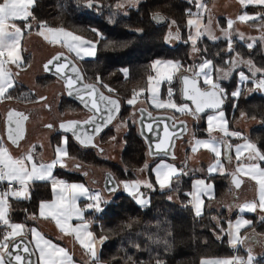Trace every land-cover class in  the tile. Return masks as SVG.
<instances>
[{
    "label": "trees",
    "instance_id": "trees-1",
    "mask_svg": "<svg viewBox=\"0 0 264 264\" xmlns=\"http://www.w3.org/2000/svg\"><path fill=\"white\" fill-rule=\"evenodd\" d=\"M120 1L94 0L93 6L88 7L87 0H36L32 8L38 21L47 22L51 27L62 26L85 38L98 41L95 55L82 59L79 64L86 79L99 77L115 90L114 96L120 99L116 118L118 122H123L124 128L121 133L122 146L118 161L102 159L97 155L95 148L81 147L69 135H65L67 138L65 147L69 156L82 164L110 170L118 182L136 181L140 169H144L142 171L144 180H151L155 185V190L141 188L149 201L146 206L136 203L127 192L119 188L108 194L110 195L108 198L102 197L101 211L94 209L85 211L87 220L92 224L93 234L96 237H107L102 244L99 243L97 251L99 261L104 264H130L131 258L135 264H154L155 259L159 257L164 264H199L202 258L232 255L233 247L229 245L227 235L221 231V228L226 229V210L224 208L219 211L203 210V214L197 217L186 202L187 197L183 192L189 189L192 173L197 171L196 168L182 167L181 162L167 159L186 175H180L174 180L173 187L178 191L160 190L155 184L152 167L161 158L149 159L147 156L144 142L138 135L135 122L130 115L131 105L126 101L133 96V90L146 89L147 77L153 72L152 61L155 59L179 61L183 67L190 68V64L195 61L207 58L213 60L216 66L226 67L224 62L240 53L244 59H251L258 67L264 68V49L258 41L249 49L243 41L236 38L211 40L201 36L196 45L200 51L193 52L192 44L188 40L187 42L177 40L172 44L166 41V35L171 27L175 32L179 31L181 38L186 37L189 32L187 19L193 8L192 0H138L133 5L119 9ZM242 10L257 15L264 12V6L247 4L241 7L240 11ZM157 13L163 19H154L153 16ZM222 19L224 21L225 18ZM172 21H175V24H172ZM258 21L262 20L249 22ZM34 28L35 21L32 29ZM92 28L97 29L101 35L89 31ZM229 41L234 49L232 53L227 52ZM190 53H196V57L190 58ZM124 69H127V75ZM237 72L228 79L219 81L229 94L237 87ZM214 75L215 72L213 77ZM53 80L54 77L48 73L35 79L40 86H46ZM200 85L204 86L202 83ZM251 85L250 82L241 84L240 95L227 96L222 109L228 128H232L241 114L245 120L253 121L245 130V136L264 151V93L251 89ZM169 86L173 89L175 102H185L180 95L179 81L175 77L171 85L167 82L161 83L160 98H166ZM249 89L251 90L248 91ZM12 90H16L17 96L21 97L28 93L27 88L19 84H15L8 92L12 93ZM140 96H143L146 102L147 91ZM57 108L59 112L65 109L74 111L82 109L65 95L60 98ZM158 111L169 112L176 118L180 116L177 111L171 109L164 108ZM206 112L199 114L201 122L198 127L202 130L194 131L198 133L192 136L206 135L202 120ZM111 123L98 133L99 142H105L114 136ZM62 135L64 134L51 135V144H59ZM34 148V153L40 151L37 145ZM182 152L187 154L188 146H185ZM261 165L264 166V162ZM53 175L68 181L85 182L81 173L59 166L54 168ZM228 176V173H211L206 176L215 186L213 198L218 199L226 190L225 180ZM169 196L172 199H169ZM50 197V183L35 182L30 188V199L9 198L10 220L23 223L29 228L37 217L39 203ZM32 214H35V218ZM252 216V231L256 236H264V222L256 214ZM164 241H167V245L163 243ZM262 256L264 257V254ZM259 261L264 264L263 259ZM88 264H92V259Z\"/></svg>",
    "mask_w": 264,
    "mask_h": 264
},
{
    "label": "snow or ice",
    "instance_id": "snow-or-ice-1",
    "mask_svg": "<svg viewBox=\"0 0 264 264\" xmlns=\"http://www.w3.org/2000/svg\"><path fill=\"white\" fill-rule=\"evenodd\" d=\"M239 2L247 6V4H254L258 6H264V0H239ZM36 0H0V99L7 98L11 99V96H5L8 89L14 86L13 73L6 66L8 64L15 65L16 67H21L23 64V58L20 55V41L23 34L26 31H30L33 28V21H35V27L37 28V34L44 37L45 40H49V36L45 34H52L53 39L50 40L51 43H59L66 47L69 52H75L77 57H81V52L87 56L95 55V48L98 41H93L86 39L85 37L75 34L72 31L66 30L63 27L53 28L47 25V22L38 21L34 16L32 8L35 6ZM94 0H87V6L92 7ZM197 7H205L202 3H197ZM192 16V13L189 12ZM154 19H163L159 14H154ZM242 22L247 20H264V12L257 14L256 16H249L247 14H242L238 17ZM17 21H22L23 24L20 25ZM175 24V21H172ZM189 27L195 26V35H189L188 40L191 41L193 52H198L200 49L197 48L198 39L205 34L207 29L201 31L200 20L199 19H189L187 21ZM233 21L228 22L229 28L232 27ZM89 31L100 36L101 34L97 29H89ZM142 31V30H138ZM225 36L228 37L229 33L225 31ZM101 38H103L101 36ZM215 39V37H212ZM167 40H179L180 35L177 30L175 33L169 31L166 36ZM252 39V38H250ZM264 39V37H262ZM187 42V41H185ZM255 40L252 43H248L247 47L252 49L254 47ZM234 49L232 48L231 42L229 41L227 52L232 53ZM63 54H58L49 60L44 68L46 71L50 70L49 65L55 67L57 74L61 79L64 80L67 89L69 90V95H72L73 90L77 93L81 103L84 104L86 108L92 111V116L83 121V125H93L94 131L99 133L102 131L103 127L107 126L114 117L115 114L119 112L120 102L117 99L107 96L100 92L95 84L91 83H81L83 81V76L80 73L79 68L71 60H62ZM219 55V53H217ZM57 61L59 63H54ZM164 63L168 65L173 73L169 74L163 79H156L152 75L147 77V87L140 89L139 91L133 90V98L128 99L126 102L128 105H133L136 103V99L143 92L148 91L151 93L152 105L156 108H171L176 109L186 115H191L194 118L199 119L200 113H204L206 109H210L214 114L207 115V131L209 133V138L205 140H196L197 145H201L211 152L214 153L216 158L215 163L208 168V172L219 171L221 174L225 173V169L221 163V151L220 144L222 141H218L215 136L212 135L214 131H221L225 136H232L240 139H244L243 145L236 146L235 159L237 165L235 171L231 173L233 176L232 183L235 188L239 189L241 187L242 180L239 175H247L251 180L255 181L258 186V198L253 201L245 202L241 205H237L236 208L239 213H258L260 219L264 222V167L261 166L264 162V151H262L255 143L247 140L241 136L238 132H229L226 126V121H224V112L222 110V105L227 96L238 97L240 95V88L238 87L232 93H227L226 90L221 86L219 81L221 79H228L237 72L239 77V82L241 84L251 82L256 85V89H264V68L258 67L251 59L245 60L240 53H236L235 57L226 60L224 64L226 67H219L214 65L213 60L202 58L201 63L195 65L194 67L184 69V72H191L192 75L181 74L179 80L181 81V96L184 99L192 101L195 108L192 109L187 104L177 105L172 100L173 89L168 87L167 95L168 100H161L159 96V86L161 83L167 82L171 85L173 80V75L179 72L183 65L179 61H160L156 60L152 64V68L155 69L158 64ZM71 65V67H69ZM247 68V73L242 70ZM67 69V71H65ZM125 75H127V69L123 70ZM218 73L216 79H213V74ZM71 73V75L69 74ZM97 83H100V78L97 77ZM155 80V84L153 81ZM202 80L203 85L207 87H202L200 81ZM79 85V86H78ZM107 88L109 92H114L115 90L108 87V85H103ZM43 99V98H42ZM103 106V107H101ZM141 135L145 131L148 133H154L152 123H147L145 125L143 116L146 113L148 117H151V112H147L146 109H141ZM107 112V118L104 119L103 124H98L96 121L98 119H103V113ZM97 114H101L98 116ZM13 115L17 116L19 119L16 121L17 130H20V121L26 119L20 113H14L10 111L8 113L9 123L12 121ZM222 121L223 123L217 127L213 122ZM123 123V122H122ZM47 127H52L47 125ZM61 128L65 132L71 131L72 135L77 139V141L85 146L92 144V136L88 135L86 132L81 135L82 125L80 122H68L67 124H61ZM165 136L156 144V150L158 152H168V144L172 139L169 135V128L165 125L163 129ZM8 138L12 140L15 144L17 142L16 138L13 137L12 131L9 130ZM64 144H67V138L64 139ZM231 148L232 145H227ZM243 152H247L248 155L245 158L247 163L241 162V155ZM153 154V153H150ZM71 158L66 147H57L55 149L54 158L47 163L38 162L34 159L33 153L30 151L21 157L13 158L9 153L7 148L3 146L2 138H0V185L6 184L7 187L0 188V264H11L14 260L15 264H73L71 255L62 247H59L51 240L46 239L41 233H39L35 228L29 229L28 234L31 235V239L28 243H23L27 239L25 232V225L21 223L12 222L8 216V210L10 209L9 198L16 200H28L30 199V188L31 185L37 181L48 182L51 184L53 193L56 199L50 202L41 201L39 204V216L47 219L51 217L55 220L58 227L65 234H69L64 224L61 223L63 220L66 224L67 221L75 218L81 221V224L73 227L71 231L75 233V239L80 242L82 247H84L87 253L92 258V264H98L99 257L95 248L97 241L103 243L107 237L101 236L96 237L89 230V223L84 220L83 213L87 209H94L95 211H101L100 202L101 198L99 194L90 195L88 189H86L81 184H67L63 180H58L53 175V170L57 166L65 167V160ZM227 160L230 162L232 156L229 155ZM147 165H145V168ZM144 169H140L143 171ZM155 174V184L159 186L160 190L170 189L173 191H178V189L173 187V182L180 175H186L182 170H178L174 165L167 163H160L152 169ZM58 185L59 187L58 190ZM124 190L129 193L130 196L136 200L137 203L141 205H147L149 201L147 200L145 193L141 191V188H147L149 190H155V185L151 180L145 181H131L123 182ZM112 190H115L112 189ZM212 192V185L206 183L203 179L196 180L189 192L185 193L186 197H190L189 204L194 209L195 215L197 217L203 214V197L209 195ZM79 197H85L93 201L81 208L77 205V200ZM169 199H172L169 196ZM45 209L48 210L47 214ZM231 210V207H230ZM26 211V210H25ZM35 218V214H32ZM252 221L240 217L236 219L233 224L232 221L228 222V228H221L229 237V243L234 249H239L240 246L245 244L246 240H252L255 243L254 237L242 236L241 230L246 229L252 225ZM21 238L20 242H17V238ZM34 247L29 248L28 244L33 243ZM87 241V242H86ZM160 242V241H153ZM167 245V241H164ZM11 248L17 249V253L13 255ZM246 255L244 256H234L227 259H215V260H204L202 264H261L257 260V257L252 254L251 248H246ZM24 253L21 255L20 253ZM38 253L37 260L33 262L31 256ZM130 264H135L129 258ZM154 264H164V261L157 257Z\"/></svg>",
    "mask_w": 264,
    "mask_h": 264
},
{
    "label": "crops",
    "instance_id": "crops-1",
    "mask_svg": "<svg viewBox=\"0 0 264 264\" xmlns=\"http://www.w3.org/2000/svg\"><path fill=\"white\" fill-rule=\"evenodd\" d=\"M197 3H202L205 7L199 8V7H197ZM242 6L243 5L239 1H236V0H230L227 5H225V1L223 2L221 0H209L208 2H206L205 0H201L200 2L193 1V8L191 10V13L193 15L194 14L197 15L196 17L200 20V23L202 24V26L206 25V22H207V20L209 18L210 21H211V25L214 26V30H215L216 33L218 32L217 28L218 29L219 28H223L224 29V28L228 27V22L229 21L227 20L226 15L229 14L230 17H235L234 18L235 26L239 30H241L245 34V36H247L245 38V40L238 39L237 37H231V38H236V39H238L240 41H243L246 45L248 43H252L253 40H255V42L258 41L260 43V45L262 46V48L264 49V39H262V37H264V20L258 21V22H249L250 20H247V21H244V22L240 21L238 19V17L240 15H242V14H247L249 16H256V14H254V13L245 12L243 10L240 11ZM222 17L225 18L224 21H223ZM188 19H189V17H188ZM188 19H187V21H188ZM17 23L20 24V25L23 24L22 21H17ZM53 28H56V27H53ZM64 29H66V28H64ZM66 30H68V29H66ZM46 35L49 36V40H45L43 36L38 35L36 27L34 29H31L30 31H26L23 34V36L21 38V41H20V50L22 52L24 51L23 52V56H22L23 57V64L19 68L16 67L15 65L10 64V71L13 73V77L12 78H13V81H14V86H15V84L16 85L17 84L23 85L25 88H27V91H28V93H25L21 97L19 95L17 96V94H16L17 91L16 90H14V91L12 90V93L11 92L10 93L7 92L5 94L6 97L10 95L11 99H7V98L0 99V138H2L3 146L5 148H7L8 153L11 156L16 155L17 153H22V152L25 153L28 150V148L30 147V144H32L33 142L30 143L28 147H26L24 145V146H20L18 148H15V147H13V146H11V145H9L7 143V141L5 140L4 135H3L2 123H1L5 106L7 104H12V103L13 104H20L24 108H26V107L29 108L32 105H38L39 101H38V93H37V91H39L40 88L45 87V86H40L39 84H37L35 79H36V77L47 73V72H45L43 70L42 66H43L44 61H46L48 59V57L43 58L42 57L43 55H38L35 51H33L31 49L32 43H37L38 45H41L42 47L45 46L44 43H46V44L52 45V48H53L52 53H54V52H56L58 50H65L72 57H74L77 61L82 59L80 57H77L75 52H69L68 49L66 47L62 46L61 44H59V43H51L50 40L53 39L52 34L46 32ZM202 36H205V37H207V38H209L211 40H214L208 34L202 35ZM25 37H26V41L24 40ZM231 38H229V39H231ZM250 38H252V39H250ZM215 39H217V37ZM25 44H27V46L29 47V50L32 51V52L28 53L27 49H26V51L23 50V46ZM51 54H49V56ZM45 55L47 56V54H45ZM81 57H83V59H84L86 57V55H84V53L81 52ZM89 57H92V56H89ZM233 57H235V55ZM245 60H247V59H245ZM39 65H41V69L36 72L35 70H37L39 68ZM242 70H244L247 73V68H243V66H242ZM237 77H238V74H237ZM213 79H216V78L213 77ZM54 80H56V79L54 78ZM200 83H201V81H200ZM251 84L252 85H251L250 88L255 90L256 89V85L254 83H251ZM203 87H207V86L204 85ZM239 87H241V83H240ZM251 89H249L248 91H250ZM9 90H11V88L8 89V91ZM257 91L264 93V89H260V90H257ZM16 96L18 98H16ZM209 110L210 109H206L205 111H209ZM65 111L66 112H71L68 109H66ZM210 111H212V110H210ZM35 117H30L28 120L29 121L33 120V118H35ZM252 123H253V121L245 120L243 117H240L234 123L232 128H228L227 127V129H228L229 132H238V133L241 134L242 137L247 138L245 136V130ZM63 136H64V138H63ZM196 137H199V136H196ZM226 137H227L228 145L229 144H233V143L237 142L238 140H241L240 138L234 139L232 136H226ZM64 139H65V135H62L61 138H60L59 144H53L52 145L51 142H50V136H49L47 138V141H48V147L50 148V154L44 155L45 153H44L43 147L42 146L41 147L38 146L40 148L39 152L34 153L32 151L34 159L37 160L38 162H44V163L50 162L54 158L55 149L57 147H65ZM242 140H244V139H242ZM247 140L251 141L249 138H247ZM38 144L41 145L40 143H38ZM186 145L189 148V152L185 156L186 159L184 157L183 160L181 161V166H186V164H188V166H190L189 164H191L190 167L196 166L195 168L197 169L198 172H194V173H199L200 174V175H197V176H205L206 177L208 174H211L208 171H206L204 169V167H203L205 165L204 163H208L209 162V161H207V159L210 158L209 152L207 150H204V149H200L197 152H194V151H191V142H189V144H186ZM230 152L232 153V151H230ZM38 158H41L42 160H40ZM160 163H167V164L174 165L179 170V168L174 163H172L170 160L163 159V158L157 160L155 162V164L153 165L152 169L155 168L156 165H158ZM59 167H61V166H59ZM62 168H64V167H62ZM152 173H153L154 179H155V174H154L153 171H152ZM225 173H227V172H225ZM217 174H221V173H217ZM57 179L58 180H63L67 184H81L86 189H88L89 194L91 195V192H90L89 187L86 184V182L68 181V180L60 179V178H57ZM240 179L242 180L241 186H246V187L251 186L250 181H248L247 179H245V178H240ZM191 181H190V187L188 189L189 191L191 190L192 185H193L191 183ZM231 184H232L231 180L228 178L227 186H226V190L227 191L218 200L213 199L212 196H211L212 195L211 193L209 195H207V196H204L203 197V210L212 209V210H215V211H219L222 208H226V206L228 205L229 207H232V209L229 210V211L226 209V213H228L230 215V217L233 218L237 214L236 202L238 201L237 200L238 196L236 195L237 194L236 191L238 189L236 188L237 190L233 191L234 188H233V186ZM119 186H120V184H119ZM59 187H61V186L58 185V190H59ZM50 188H51V197L49 199H47V200H43L45 202H50V201H53V200L56 199V196L53 193L51 184H50ZM185 192L186 191L184 190L183 193L185 194ZM232 192H236V194H232ZM189 200H190V197L188 198V204H189ZM134 201L136 202V200H134ZM229 201H230V203H229ZM91 202H92V200H90V199H87L85 197H79L78 200H77V205L79 207H81V208H85V206L87 204L91 203ZM192 210L194 212L193 208H192ZM8 212H9V210H8ZM47 212H48V210L45 209V213L46 214H47ZM233 213H234V215H233ZM83 216H84V220L89 223V230L93 233V231L91 230V225L92 224H91V222L89 220H87L85 211L83 213ZM15 223H20V222H15ZM61 223L64 224V227H65L66 231L69 234H65L64 232H62L61 228L57 226L55 220H53L51 217H48L47 219H45L43 217H40L39 216V206H38L37 217L35 218L34 223L29 228H27L25 226V232H26V234H28V230L29 229L35 228L46 239L51 240L53 243H55L59 247L64 248L71 255L72 260H73V264H88L89 260H91L92 258L87 253L86 249L84 247H82L80 242L75 239V233H73L71 231V229L73 227L81 224V221L73 218V219L67 221L66 224L64 223L63 220L61 221ZM21 224H23V223H21ZM27 238L30 240L31 239V235L29 234V236H27ZM255 243H257V242H255ZM31 245H32V247H34V241H33V243H31ZM229 245H230V243H229ZM98 247H99V242L97 241V243L95 244L96 251H98ZM246 248H250L249 245L245 244V248L243 249V252H238V253L236 252L237 249L233 248V254H232L233 257L237 256V255H240V256L244 255L246 253V251H245ZM252 251L255 252L253 249H252ZM261 252L262 251L257 252L258 253L257 255H259ZM35 256H36V260H37L38 253H36ZM98 264H104V263L98 261ZM199 264H201V260H200Z\"/></svg>",
    "mask_w": 264,
    "mask_h": 264
},
{
    "label": "rangeland",
    "instance_id": "rangeland-1",
    "mask_svg": "<svg viewBox=\"0 0 264 264\" xmlns=\"http://www.w3.org/2000/svg\"><path fill=\"white\" fill-rule=\"evenodd\" d=\"M137 1L138 0H135V1L134 0H121L120 3H119V9H123L127 5H133ZM192 1L200 2L201 0H192ZM221 1H223V2L225 1V5H227L230 0H221ZM236 1H239V0H236ZM196 16L197 15H195V14L194 15L192 14V16L189 15V19L190 18L191 19H198ZM226 18H227L228 21H233V24H232V27L231 28H229V26L226 27V28H224V29L223 28H219V29L217 28L218 32L216 33L215 30H214V26L211 25V21L208 18V20L206 22V25L202 26V24L200 23L201 31H204L205 29H207V31L205 32L204 35L208 34L209 36L215 37V38L217 37V38H227V39H229L231 37H237L238 39L245 40V38L247 36H245V34L241 30H239L235 26V24H234V18L235 17H230V15L227 14L226 15ZM188 30H189V32L186 34V37H184V38H181L180 37L179 40H186L187 41L190 34L193 35V36L195 35V33H196L195 26L188 27ZM169 31L175 33V31H174V29L172 27L169 29ZM225 31H227L229 33V36L228 37L225 36ZM45 34H46V30H45ZM24 40L26 41V37H25ZM166 41H167V43L172 44V43L176 42L177 40L176 39H173V40H170L169 41V40L166 39ZM44 45L45 46L42 47L41 45H38L37 43H32L31 49L33 51H35L38 55H43L42 56L43 58H46V57H49V54L52 53L53 48H52V45H49V44H46V43H44ZM26 49H27L28 53L32 52V51L29 50V47L27 46V44H25L23 46V50L26 51ZM23 52L20 50V55L21 56H23ZM45 54H47V56ZM190 56H191L190 58H195L196 57V53H190ZM88 57L89 56L86 55L85 58H88ZM82 59H80L79 61H81ZM156 60H160V59L153 60L152 61V64ZM169 60L170 59L160 60V61H169ZM171 61H174L175 62V60H171ZM201 61H202V59H200L199 62H196V61H195V63L192 62L193 64H190V67H194L195 65H198L199 63H201ZM6 66L10 69V64H8ZM40 69H41V65H39V68L37 70H35V71L37 72ZM184 69H186V67H182L179 72H176L173 75V78L175 77L179 81V84L181 85V87H182V84H181V81L179 80V76L181 74H186V75H189V76L192 75L191 72H186L185 73L184 72ZM152 70H153V72H152L151 75L153 77H156V79H163V77H165V76L173 73V70L168 65H166L164 63L158 64L156 66V68L155 69L152 68ZM217 75H218V73H215L214 77L216 78ZM90 80H94L95 82H97V79L96 78L90 79ZM201 83H203L202 80H201ZM98 84L107 93H109V94H111L113 96L115 95L114 92H109L107 90V88H104L103 87V85H105V83L103 81L100 80V83H98ZM153 84H155V80L153 81ZM239 86H240V82H239V77H238L236 89ZM169 87H171V86H169ZM58 89H62L61 82L59 80H53L50 83H48L45 87L40 88L39 91H37L38 96H39L38 97L39 104H38V106L36 108L37 114H36V117L33 118V120H30V121L27 122V133L28 134H27V139H25V146L28 147L30 143H32V142L33 143L30 144V147L28 148V150L25 153L24 152L17 153L16 155L12 156L13 158L21 157V156H23L24 154H26V153H28L30 151L32 152L33 149H34V147H35V145L40 146V147L41 146L43 147L44 153H45L44 155L50 154V148L48 147L47 138L49 136L53 135L54 133H52V131L50 129H47L46 127H44V123H46L50 119V117L48 116V112H49L48 110H50V109L44 108L43 107V104L44 103H47V105H49V108H53L55 106L54 100H53V104H52L51 99L49 97H52L54 95V93ZM61 94H63V92H61ZM158 94L160 96V86H159V93ZM150 97H151V93L147 91L146 102H145V99L143 98V96H140L139 95L137 97V99H136V103L133 104V105H131L130 115H131V118L133 120H134L135 115H136L135 108L137 106L143 105V106H146L147 108H149L150 110H155V111H158L159 109H164V108H156V107H154L152 105V102H151ZM131 98H133V96ZM131 98H129V99H131ZM160 99L166 101V100H168V95L166 96V98H164V99L160 98ZM172 100L175 102V100H174L173 97H172ZM58 104H59V102H58ZM181 104H187V105H189L188 103H185V102H183V103L182 102L177 103L178 106L181 105ZM189 107L192 108L190 105H189ZM167 109L170 110L171 108H167ZM65 110H63L62 112H59L60 115L58 114L57 116L60 117L61 114L63 113L61 117H67V116H70L71 118H76L75 116H77L79 118L82 117V113L79 114L76 111L70 110V109H68V110H70L71 112H66ZM171 110L177 111L176 109H171ZM177 112L180 114V116L178 118H185L188 121L189 127H188V131H187L186 136L184 138L178 140L177 143H176V146H175L176 157L174 158V160H176L177 162H181L183 160V158L187 154L184 153V152H182V150H183V148L185 146H187L186 144H189V142H191V151L197 152L200 149H204V150H207L209 152L210 158L207 159V161H209V162L208 163H204L205 165L203 166L204 169L206 171H208V168L215 163L216 158L214 156V153L211 152L209 149H207V148H205V147H203L201 145H197L196 144V140L197 139L205 140V139H208L209 138V133L207 131V128H208L207 115L214 114L213 111H210L209 110V111H207L202 116V120H203V123H204V131H205V134L206 135L199 136V137L192 136V134L194 135V134H197L198 133V132H194V131H200V130H202L201 128L198 127V125L201 122V120H199L197 118H194L191 115H186V114H184L182 112H179V111H177ZM240 117H243V115L241 114L239 116V118ZM224 121H226L225 113H224ZM213 123L215 125H217V127L219 128V126L223 122L217 120V121H214ZM111 125L113 126V129H114V132H115L114 136L111 137L110 139H108L105 142H99L98 141V138H96V143L99 144L100 151L99 152H96L95 151V152L102 159H108L110 161H118L119 152H120V149H121V146H122L121 133H122L124 127H123V124L121 122H118V120H117L116 117L112 121ZM212 135L215 136L218 141H222V143L220 144V151H221L220 160H221V163H222V165H223V167L225 169V172H227L229 174V176L225 180L226 186H227V180H228V178L229 179L233 178V176L231 175V173L235 171V168H236V165H237V161L235 159L236 146L237 145H243L244 142H245V140H242L241 139V140H238L237 142H235L233 144H230V145H232V147L229 148V153H228L227 157L229 155H231L232 156V160L229 162L227 160V157H225L226 156V152H227L226 151V146H227V143H228L227 137L223 134V132H221L219 130L214 131L212 133ZM63 138H64V136H63ZM38 143H40L41 145H39ZM230 151H232V153ZM223 153L225 154V156H224ZM247 155H248L247 152H243V154L241 155V162L247 163V161L245 159L247 157ZM38 159L42 160L41 158H38ZM149 159H152V158H149ZM185 159H186V157H185ZM65 163H66V166L64 168L69 169V170H72V171L73 170L74 171H77V172H79V173H81L83 175V177L85 179V182H86V184L89 187V190L91 192V195L99 194V196H100L101 199H102V197L106 199V198H108L110 196V195L104 193L102 191L101 187H100V179L102 178V173H103L104 170H106V168L85 165V164H82L80 162H77L74 158H68V159H66L65 160ZM73 163H80L79 164L80 166L75 168L72 165ZM189 165L191 166V164H189ZM182 167L188 168V164H186V166H182ZM195 167L196 166H194L192 169H194ZM262 167H264V166H262ZM88 169H90V170H88ZM195 172H198V171H195ZM212 173H220V172L219 171H216V172H212ZM192 175H194L193 178L191 179L192 180L191 181L192 184L196 180H198V179H203V180L206 181V183H210L212 185V192H211L212 195L211 196L213 198V196H214V189H215V186H214L213 181L211 179H208V177H205V176H197V175H200L199 173H194L193 172ZM92 178H94V179L96 178L97 180L94 181ZM238 178H245V179H247L248 181H250L251 186H249V187L241 186L236 191L237 194H236V192H232V194H236L238 196V198H237L238 201L236 202V206L237 205H241V204H243L245 202H249V201L256 200L258 198V186L256 185L255 181L251 180L247 175H243V174L239 175ZM138 180L145 181L144 178H143V172L142 171L139 173ZM131 181H134V180H122L121 182H119V184H120L119 188L120 189L122 188L124 190L123 182H131ZM187 190L188 189L185 190L186 191L185 193H187ZM226 191L227 190H225L223 192V194L218 199H220L226 193ZM125 192H127V191H125ZM213 199H215V198H213ZM218 199H216V200H218ZM186 202L188 203V198H186ZM91 203H93V201ZM229 203H230V201H229ZM224 209L225 210L227 209L229 211L230 210V207L227 205L226 208H224ZM231 209H232V207H231ZM226 214H227V216H226V218H227L226 229L228 228V222L229 221H232L233 224H234L235 221H236V219H238L240 217H243L245 219H249V220L252 221L253 220V216L252 215L253 214H256L260 218V215L258 213H248V212L239 213L238 210H237V214L233 218L230 217V215L228 213H226ZM241 235L242 236H248V237L254 236L255 238L257 237L256 238L257 239V243H253L251 240H246L245 241V244L246 245H249V247L255 251V252L252 251V254L257 257V260L258 261L261 260V259L264 260V257L262 256L264 254V236H256L255 233H254V231H252L251 226H249L246 229H242L241 230ZM227 238H228V241H229V237L228 236H227ZM245 244L242 245V246H240L239 249L236 250V252L237 253L238 252H243V249L245 248ZM259 251H262V252L259 255H257L258 254L257 252H259ZM244 255H246V253ZM244 255H242V256H244ZM232 257H233V255H226V256H222V257H207V258H202L201 259V264H202V261H204V260L227 259V258H232Z\"/></svg>",
    "mask_w": 264,
    "mask_h": 264
},
{
    "label": "water",
    "instance_id": "water-1",
    "mask_svg": "<svg viewBox=\"0 0 264 264\" xmlns=\"http://www.w3.org/2000/svg\"><path fill=\"white\" fill-rule=\"evenodd\" d=\"M58 54H63L62 57H61L62 60H65V59L71 60L79 68L80 73L83 76V81L81 83H85V84L86 83L95 84L97 86V88L99 89L100 92L104 93L107 96H111L112 98L117 99L120 102V99H118L117 97H115L113 95L108 94L95 81H88V80H86L85 77H84L83 71L81 69V66L79 65V63L75 60V58H73L69 53H67L64 50H58V51L54 52L44 62V65L49 60H53V58L55 56H57ZM54 63H59V62L54 61ZM69 67H71V65H69ZM49 69L50 70L46 71L45 68H44L45 72H47L49 75H51L56 80H59L61 82L62 87H63L64 95L68 99H70V100L76 102L77 104H79L81 106V108L84 111L87 112V116H86L85 119H73L71 122L75 121V122H80L81 123V125H82L81 135H83V133L86 132L88 135L92 136L93 139L95 137H97L98 133H96L94 131V126L93 125H83V121L89 119L92 116V114H93L92 111H90L89 108H86L84 106V104L81 103V101H80L77 93L74 90L72 92V95H69V90L67 89L64 80L61 79L60 76L57 74L55 67H53L52 65H49ZM65 71H67V69ZM69 74L71 75V73H69ZM181 88L182 87L180 85V95H181ZM182 100L185 101V102H187V103H190V105L192 106L193 109L195 108V105L192 103V101L187 100V99H184V98H182ZM101 107H103V106H101ZM141 109H146L147 112H151V114H152L151 117H148V115L145 113L144 116H143V119H144L145 125L147 123H152L153 128L155 129V132L154 133H148L147 131H145L144 134L141 135V123H140V120H141V111L140 110ZM10 111H12V108L11 107L8 108V110L6 111V119L8 118V113ZM12 112H14V111H12ZM135 112H136V115H135L134 121H135V125H136V128H137V133H138V135L141 137V139L144 142L147 156L150 157V158H156L157 157V158H163V159H174L176 157V153H175L176 143H177L178 140H180V139H182V138H184L186 136L187 131H188V127H189L188 121L185 118H176L173 114H171L169 112H166V111L150 110L146 106H143V105L137 106L135 108ZM97 115L100 116L101 114H97ZM102 115H103V119H98L96 121V123H98V124H103L104 123V119L107 118V115L108 114H107V112H104ZM116 116H117V113L115 114V117ZM15 117L16 116L13 115L12 121L10 123L5 122V124L3 125L4 126V134H5V138L6 139H9L8 138L9 130L12 131L13 137L16 138V140L18 139V135L20 134L19 133L20 130L19 131L17 130V126H16V124L14 122ZM115 117H114V119H115ZM66 123H68V122H66ZM110 123H108L107 126ZM165 125L168 126V128H169V135L172 136L171 141L167 145L168 146V152L167 153H165V152H158L156 150V144L161 139H163L164 136H165V133L163 131ZM107 126L103 127V129H105ZM63 131H64V129H63ZM64 133L65 134H68L75 141V143H77L81 147H91V145H94L93 139H92V144H90L88 146H85V145L80 144L77 141V139L72 135L71 131H68V132H65L64 131ZM13 145H15V144L13 143ZM227 145H228V143H227ZM97 150L100 151V147H97ZM226 151H227L226 152V156L223 153L225 157H227V155L229 153V148L227 146H226ZM150 153H153V154H150ZM79 164L80 163H74V166L79 167L80 166ZM230 180H231V183H232L233 178H231ZM231 185L233 186L234 191L237 190L235 188L234 184H231ZM100 187H101L102 191L104 193H106V194H110V193H113V192H115V191L118 190V188H119V182H118L117 178L115 177V175L110 170H108V169L104 170L103 175H102V179H101ZM114 188H115V190H112ZM251 237H254V236H251ZM20 239L21 238L18 237L17 238V242H20ZM254 239H255V242H257V239L255 237H254ZM28 240H29L28 238L25 239L23 241V243H28ZM28 246H29V248H33L31 244H28ZM10 250L13 252V255H15L17 253V251H18L15 248H11ZM20 254L21 255H24V253H22V252ZM31 260L33 262L36 261L35 254L31 256ZM11 264H15V261L12 260L11 261Z\"/></svg>",
    "mask_w": 264,
    "mask_h": 264
},
{
    "label": "flooded vegetation",
    "instance_id": "flooded-vegetation-1",
    "mask_svg": "<svg viewBox=\"0 0 264 264\" xmlns=\"http://www.w3.org/2000/svg\"><path fill=\"white\" fill-rule=\"evenodd\" d=\"M43 66H44V63H43ZM43 70H44V67H43ZM61 92H63V87H62V89H58L54 93V95L52 97H49L51 99L52 104H53V100H54L55 106L53 108H49V105H47V103H44L43 104V107L44 108L50 109V110H48L49 111L48 112V116L50 117V119H49V121H47L46 123H44V127H46L47 129H50L52 131V133H62L64 135H68V134H65L64 133L63 128H61L60 125L61 124H67L66 122H71L73 119H85L86 116H87V112L84 111L83 109L77 110L76 111L77 113H79V114L82 113V117H80V118L77 117V116H75L76 118H71L70 116L61 117L63 113L61 114L60 117L57 116L58 114L60 115V113L58 111V108H57L58 102L60 101L59 98H61L64 95V92H63V94H61ZM38 101H39V99H38ZM37 106L38 105H32L29 108H27V107L24 108L20 104H13V103L12 104H7L5 106V109H4V112H3V116H2V122H1L2 123V129H3L4 138H5V134H4V126L3 125L5 124V122L9 123L8 118L6 119V111L8 110V108L11 107L12 108V111H14L15 113H20V114L23 115V117H26V119H22L20 121V132H19L20 134L18 135V139H17V142L15 143V145H13L12 140L5 138V140L7 141V143L9 145H11V146H13L15 148H18L20 146H24L25 145V139H27V134H28L27 133V122L29 121L28 119L30 117H35L36 116V114H37V112H36ZM18 119L19 118L16 116L15 117V120H14L15 124H16V121ZM47 125H51L52 127H47ZM16 126H17V124H16ZM97 137H98V135H97ZM97 137H95L93 139L94 145H91V147L95 148L96 150H97V147H100L99 144L96 143V138ZM97 152H99V151L97 150ZM72 165H73V167L76 168V166H74V163ZM88 170H90V169H88ZM102 175H103V173H102ZM92 179L94 181L97 180L96 178L95 179L92 178ZM101 179H100V184H101Z\"/></svg>",
    "mask_w": 264,
    "mask_h": 264
},
{
    "label": "built area",
    "instance_id": "built-area-1",
    "mask_svg": "<svg viewBox=\"0 0 264 264\" xmlns=\"http://www.w3.org/2000/svg\"><path fill=\"white\" fill-rule=\"evenodd\" d=\"M59 27H62V26H59ZM2 187H7V185L6 184L0 185V188H2ZM187 192H189V190H187ZM187 198H189V197H187Z\"/></svg>",
    "mask_w": 264,
    "mask_h": 264
}]
</instances>
